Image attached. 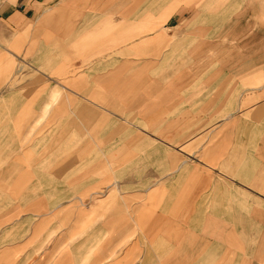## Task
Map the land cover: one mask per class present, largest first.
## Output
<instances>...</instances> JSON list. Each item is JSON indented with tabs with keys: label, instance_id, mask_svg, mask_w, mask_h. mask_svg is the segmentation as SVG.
<instances>
[{
	"label": "crops",
	"instance_id": "1",
	"mask_svg": "<svg viewBox=\"0 0 264 264\" xmlns=\"http://www.w3.org/2000/svg\"><path fill=\"white\" fill-rule=\"evenodd\" d=\"M0 264H264V0H0Z\"/></svg>",
	"mask_w": 264,
	"mask_h": 264
}]
</instances>
